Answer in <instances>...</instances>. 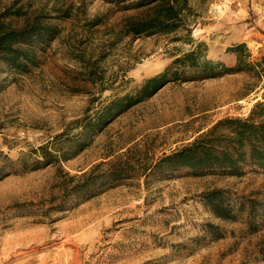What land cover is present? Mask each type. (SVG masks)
I'll list each match as a JSON object with an SVG mask.
<instances>
[{
    "label": "rangeland",
    "instance_id": "obj_1",
    "mask_svg": "<svg viewBox=\"0 0 264 264\" xmlns=\"http://www.w3.org/2000/svg\"><path fill=\"white\" fill-rule=\"evenodd\" d=\"M136 1L0 0V13L22 14L2 20L13 28L37 19L58 31L27 74L0 64V264H264V169L149 176L219 120L264 103V0H178L177 32L139 38L125 33L146 11ZM192 51L196 65L242 70L202 79L197 66L175 64ZM165 71L154 96L80 135L74 122ZM75 141L83 150L60 161ZM46 152L57 162L36 169ZM113 166L132 178L71 197L70 177ZM212 190L255 201L253 227L244 213L215 218L200 198Z\"/></svg>",
    "mask_w": 264,
    "mask_h": 264
},
{
    "label": "trees",
    "instance_id": "obj_2",
    "mask_svg": "<svg viewBox=\"0 0 264 264\" xmlns=\"http://www.w3.org/2000/svg\"><path fill=\"white\" fill-rule=\"evenodd\" d=\"M126 1V0H122ZM178 0H137L133 8L146 11L139 19L131 20L125 26L127 36L139 38L143 35L170 34L181 28V7ZM9 16L21 17L19 10L10 12L5 9L0 13V64L18 74H27L37 66L39 51L57 36V29L49 24H42L37 19L24 20L19 28H13L2 20ZM241 46L234 47L238 52ZM195 53L192 51L177 63H188L197 66L202 79L219 77L222 74L242 70L238 62L233 68H224L219 64L201 61L196 65ZM195 64V65H194ZM244 70V69H243ZM175 74H173L174 76ZM170 78L167 71L150 77L132 93L115 97L100 107L93 115L84 116L74 122L82 127L83 137L103 130L115 118L139 103L154 96ZM264 100V93H263ZM264 103H257L246 118H225L216 122L206 132L190 143L181 146L168 155L161 157L152 167L149 176L153 174H172L186 170L190 176L228 175L239 177L245 167L264 169ZM75 141L68 145V153H63L60 161H68L73 155L83 150V143ZM40 150H43L41 147ZM42 161L36 162V169L46 168L57 158L51 153H43ZM3 172V170H0ZM95 168L80 176H72L69 193L71 197L85 201L115 186L123 180L132 178L131 170L124 166H113L109 170L94 173ZM201 201L215 218L235 222L239 214H246V223L253 227L250 220L251 212L256 211L254 202L245 197H234L227 191L212 190L200 195ZM264 223V214L260 218Z\"/></svg>",
    "mask_w": 264,
    "mask_h": 264
}]
</instances>
